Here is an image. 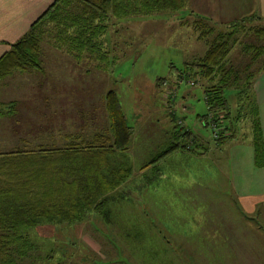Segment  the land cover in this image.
I'll return each instance as SVG.
<instances>
[{
	"label": "rangeland",
	"instance_id": "374dc122",
	"mask_svg": "<svg viewBox=\"0 0 264 264\" xmlns=\"http://www.w3.org/2000/svg\"><path fill=\"white\" fill-rule=\"evenodd\" d=\"M189 11L185 4L181 11L150 17L108 15L101 40L111 61L98 69L90 61L76 62L65 46L55 45L58 38L46 35L54 31L55 23H49L40 45L42 73L14 72L0 80V106L17 102V114L0 119L1 153L64 145L65 133L91 138L104 131L103 95L109 89L116 92L131 129L123 159L118 154L110 159L111 168L123 162L121 167L130 175L107 196L108 224L93 218L92 225L85 221L69 229L35 228L34 243L41 246L42 255H52L47 264L64 263L57 251L64 240L76 244H65L70 258L65 264H82L79 258L87 256L126 264H264V208L257 206L250 215L242 212L238 196L245 189L234 184L240 174L231 170L233 141L216 144L214 134L224 121L215 124L204 116L202 90L211 82L176 79L183 64L206 48V41L197 39L190 26ZM207 15L214 31L227 29V22ZM259 24L253 19L245 25ZM235 37L238 41L226 54L225 67L254 76L264 70V50L253 61L251 52L242 50L245 43L264 46V41L251 33ZM239 124L240 132H248L244 120ZM185 130L189 137L179 134ZM202 148L208 155L199 160L194 152ZM167 160L168 170L154 177V169L162 171ZM199 234L202 237L196 238Z\"/></svg>",
	"mask_w": 264,
	"mask_h": 264
},
{
	"label": "trees",
	"instance_id": "16d2710c",
	"mask_svg": "<svg viewBox=\"0 0 264 264\" xmlns=\"http://www.w3.org/2000/svg\"><path fill=\"white\" fill-rule=\"evenodd\" d=\"M184 5L185 0H55L0 56V80L14 72L42 73L40 45L49 23H55L54 33L47 32L46 35L58 38L55 45L65 46L76 62L90 61L98 69L106 66L104 61H111L108 53L102 50L101 40L106 28L104 19L108 15L115 18L150 17L164 11H181ZM188 15L193 17L190 26L196 38L205 40L206 48L201 56L183 64L176 79L194 77L211 82L202 90L206 105L204 116L215 124L224 121L215 137L216 144L235 139L239 122L244 120L248 124L253 165L262 168L264 146L252 89L254 74L248 70L226 68L225 62L230 47L236 43V34L251 33L264 41V24L246 26L253 19H261L256 14H248L228 21L225 31L216 32L208 16L192 10ZM208 36L212 37L210 41L206 40ZM242 50L251 52L253 61L264 46L245 43ZM248 67L246 65L244 69ZM231 96H235L236 101ZM229 98L234 101L233 110ZM103 105L107 127L91 138L70 132L63 135L64 145L0 152V264H47L53 261L51 253L42 255L41 246L32 239L31 233L37 227L60 229L67 226L69 229L85 221L92 225L93 218L104 226L108 224L107 196L130 175V170L121 167V161V165L111 168L110 159L116 154L123 159L121 154L126 153L131 129L115 91L109 89L104 93ZM16 114V100L0 106V119ZM179 134L186 138L190 132L185 130ZM167 151L152 161L162 158ZM62 242L57 251L64 263L59 264L70 259L64 251L69 242ZM68 245L69 248L76 246L74 242ZM51 252L55 254L54 250ZM78 262L126 264L117 260L102 262L88 256L79 258Z\"/></svg>",
	"mask_w": 264,
	"mask_h": 264
},
{
	"label": "crops",
	"instance_id": "0c3cea01",
	"mask_svg": "<svg viewBox=\"0 0 264 264\" xmlns=\"http://www.w3.org/2000/svg\"><path fill=\"white\" fill-rule=\"evenodd\" d=\"M54 1L0 0V56L9 49L10 44L28 30L30 25ZM185 4L194 12L206 16H208L207 14H211L218 23L228 22L243 15L256 14L261 18L260 20L257 19V21L264 24V0H185ZM262 70L254 76L252 89L257 104L258 119L264 146V70ZM236 136L235 139L230 140L233 143L229 144L230 152L233 155V159H231V170L234 173L240 174L234 184L240 183L245 189V192L239 194L238 201L241 209H243L242 212L250 215L255 211L257 206L262 205L264 208V166L257 169L253 165L252 146L249 143V130L245 133L238 131ZM201 150V152H194V154L197 159L204 160L207 158L208 153L206 149L202 148ZM168 162V160L165 161L162 171L157 166L152 175L154 177H162L166 172L165 169L167 168L168 170ZM195 182L198 183L200 181L196 179ZM204 183L205 180H203L202 184ZM195 237H202V234Z\"/></svg>",
	"mask_w": 264,
	"mask_h": 264
},
{
	"label": "built area",
	"instance_id": "2783aa9c",
	"mask_svg": "<svg viewBox=\"0 0 264 264\" xmlns=\"http://www.w3.org/2000/svg\"><path fill=\"white\" fill-rule=\"evenodd\" d=\"M215 136H217V134H214Z\"/></svg>",
	"mask_w": 264,
	"mask_h": 264
}]
</instances>
